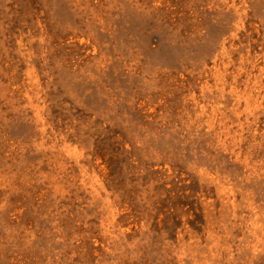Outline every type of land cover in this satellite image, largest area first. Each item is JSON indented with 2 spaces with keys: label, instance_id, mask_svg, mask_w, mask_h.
Wrapping results in <instances>:
<instances>
[{
  "label": "rangeland",
  "instance_id": "rangeland-1",
  "mask_svg": "<svg viewBox=\"0 0 264 264\" xmlns=\"http://www.w3.org/2000/svg\"><path fill=\"white\" fill-rule=\"evenodd\" d=\"M0 264H264V0H0Z\"/></svg>",
  "mask_w": 264,
  "mask_h": 264
}]
</instances>
